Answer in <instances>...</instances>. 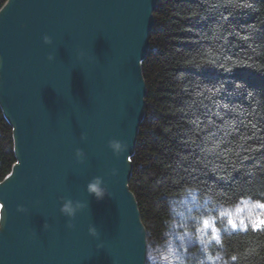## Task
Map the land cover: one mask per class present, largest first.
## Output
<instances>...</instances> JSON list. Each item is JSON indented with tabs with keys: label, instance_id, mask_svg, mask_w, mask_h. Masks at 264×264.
Returning a JSON list of instances; mask_svg holds the SVG:
<instances>
[{
	"label": "water",
	"instance_id": "water-1",
	"mask_svg": "<svg viewBox=\"0 0 264 264\" xmlns=\"http://www.w3.org/2000/svg\"><path fill=\"white\" fill-rule=\"evenodd\" d=\"M157 6L158 0H6L0 8V107L16 159L0 186V264H145L147 229L130 180ZM45 35L52 45L43 43ZM113 139L128 144L124 155L109 149ZM94 177L108 189L103 200L87 193ZM62 198L86 205L71 229L60 213Z\"/></svg>",
	"mask_w": 264,
	"mask_h": 264
},
{
	"label": "trees",
	"instance_id": "trees-1",
	"mask_svg": "<svg viewBox=\"0 0 264 264\" xmlns=\"http://www.w3.org/2000/svg\"><path fill=\"white\" fill-rule=\"evenodd\" d=\"M6 0H0V8ZM216 0H158L150 51L143 62L146 116L132 157L130 189L136 196L148 244L163 240L166 196L191 183L205 192L264 185V74L252 57L261 45L241 35L257 31L262 17L224 16ZM233 31L213 33L221 18ZM264 40V29L258 34ZM231 65H241L232 70ZM253 65V66H242ZM1 109V107H0ZM218 141L227 155L208 156ZM258 149V150H254ZM248 157V159H244ZM12 128L0 116V181L15 163ZM230 249L242 248L239 236ZM255 264H264V252Z\"/></svg>",
	"mask_w": 264,
	"mask_h": 264
},
{
	"label": "clouds",
	"instance_id": "clouds-1",
	"mask_svg": "<svg viewBox=\"0 0 264 264\" xmlns=\"http://www.w3.org/2000/svg\"><path fill=\"white\" fill-rule=\"evenodd\" d=\"M224 16L236 12H250L262 17L257 31L249 35L247 29L241 32L248 40L261 45V55L252 57L255 71L264 74V40L258 39V34L264 29V0H216L214 5ZM229 20L221 18L213 25V33L233 31L229 28ZM45 45H52V38L43 37ZM84 53H80V58ZM49 62L55 57L49 55ZM232 70L241 65H231ZM3 109L0 116L3 117ZM81 136V140H85ZM108 147L116 157L124 155L128 151V144L120 140H110ZM221 144L218 141H209L203 148V153L208 156L227 155L220 151ZM258 150V149H254ZM75 157L78 163H83L85 153L77 149ZM131 158H129L130 160ZM248 159V157H244ZM255 167H264L259 162ZM112 176H116L117 170L112 169ZM12 176V175H11ZM11 176L0 181L2 186ZM87 193L98 201L109 196L108 189L101 177H94L87 184ZM168 219L165 222L163 240L160 243H152L145 248V264H255L264 252V185H246L235 189L230 195H226L220 189L203 191L199 184L191 183L181 191L166 196ZM86 205L72 199H61L60 213L67 217V227L73 228L71 223L76 215L85 209ZM4 205L0 203V231L4 230ZM19 213H25L27 209L17 207ZM50 226L45 223L46 231ZM88 233L93 238L98 237L97 229L89 226ZM144 233V232H143ZM144 233V239H145ZM239 236L243 241L242 248L230 249L226 241L229 238Z\"/></svg>",
	"mask_w": 264,
	"mask_h": 264
},
{
	"label": "snow or ice",
	"instance_id": "snow-or-ice-1",
	"mask_svg": "<svg viewBox=\"0 0 264 264\" xmlns=\"http://www.w3.org/2000/svg\"><path fill=\"white\" fill-rule=\"evenodd\" d=\"M0 12H3V10H2V11H0Z\"/></svg>",
	"mask_w": 264,
	"mask_h": 264
},
{
	"label": "rangeland",
	"instance_id": "rangeland-1",
	"mask_svg": "<svg viewBox=\"0 0 264 264\" xmlns=\"http://www.w3.org/2000/svg\"><path fill=\"white\" fill-rule=\"evenodd\" d=\"M148 246H149V244H148Z\"/></svg>",
	"mask_w": 264,
	"mask_h": 264
}]
</instances>
